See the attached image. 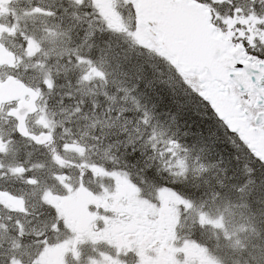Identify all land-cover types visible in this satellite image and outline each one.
Masks as SVG:
<instances>
[{
  "label": "snow or ice",
  "instance_id": "6c2138e0",
  "mask_svg": "<svg viewBox=\"0 0 264 264\" xmlns=\"http://www.w3.org/2000/svg\"><path fill=\"white\" fill-rule=\"evenodd\" d=\"M75 3L82 5L83 0H75ZM123 3L132 14L131 27L126 26L115 11L112 12L115 20L104 13V5L110 6L111 0H92V4L101 9L100 15L109 31L124 34L135 47L152 53L154 60L150 66L158 70L160 76L167 75V79L160 80V83L169 86L173 92L174 86L180 85L196 114H211L218 130L223 129L231 138V143L242 145L256 159L264 162V150L258 151L252 142L253 137H264V0H123ZM226 4L231 7L230 14L219 11ZM24 39L30 45L35 43L28 36ZM77 60L81 61L82 58L77 56ZM143 70L144 66H141L140 71ZM18 72L15 64H0V73L8 75V81L0 80V86L13 80ZM93 74L104 76L98 68L91 67L81 79L88 81ZM43 85L51 89L54 82L48 76L43 80ZM25 91L31 100H21L16 106L0 98V121H15L14 131L37 144L51 140L50 131L36 136L31 135L25 127V118L29 112L35 111L34 100L41 94L39 89ZM38 122L44 129L54 127V121L46 113L41 115ZM96 123L99 122L93 123V128ZM143 123L148 124L147 113L144 114ZM5 136L10 137V134H0V153H5L12 143ZM91 139L97 143L91 146L64 145L65 150L71 147L85 158L80 164L66 162L59 155L53 157L59 171L51 179L68 193H85L90 197L88 204L91 209L86 205L81 218H74L63 206L72 198L71 195L60 197L51 188H40L38 179L32 176H27L25 182L34 188L31 195L37 196L39 193V196L31 210L25 206L22 197L13 198L11 194L0 192V197L16 200V215L6 217L8 227L15 234L8 235V227L0 222V229L4 230V235L0 236V249H3L0 251V264H49L50 258L54 259L55 264H66L64 258L68 253L75 264H80L79 247L83 244H106L116 253L113 256L100 251L99 259L88 257L86 264H126L120 257L129 254L134 255L135 264H179L175 258L177 252L185 253L184 264H189V258L197 264H217L195 241L185 239L181 248L175 247L174 242L177 239L176 228L183 227L189 218L192 220L191 226H210L227 235L225 214L234 216L232 208L239 206L225 200L223 181H217L220 190L212 189L203 199L182 195L168 184L157 187L141 175L143 169L133 175L126 164L120 166L119 158L111 154L113 144L109 143L105 148L100 137L92 135ZM143 139L142 136L133 138L129 133L127 142L118 140L116 143L123 146L125 154L130 151L133 155L144 156L149 145L150 151L156 153L157 144L152 143L156 134L153 133L138 148V142ZM167 143L169 147L158 153L159 165L164 172L176 178L171 181L174 185L187 180L188 167L186 160L177 157L174 151L180 148L179 142L169 140ZM93 148L95 151H92ZM166 153L170 156L166 157ZM148 160L155 162L156 155L148 156ZM109 162L111 167L108 166ZM68 164L78 170V186L73 185L71 173L63 171ZM153 166L147 162L145 164L148 169ZM2 169L3 165H0ZM201 170H205L203 166ZM10 171L26 172L23 167L11 168ZM88 175L113 177L115 191L110 192L101 183L99 193L90 192L84 184V178ZM248 183L253 181L249 180ZM145 185L156 187L158 204L142 196ZM245 187L247 185L239 191L243 192ZM196 188L199 190V185ZM3 204L4 200H0V205ZM37 207L45 211L36 215ZM29 217H35L36 224ZM62 231L69 232V238L61 240ZM28 236L33 239L30 243H24ZM5 239L9 244L6 249ZM33 246L40 249L35 255L28 251ZM93 250H96L95 247ZM251 260L253 264H264V250L252 255Z\"/></svg>",
  "mask_w": 264,
  "mask_h": 264
},
{
  "label": "rangeland",
  "instance_id": "374dc122",
  "mask_svg": "<svg viewBox=\"0 0 264 264\" xmlns=\"http://www.w3.org/2000/svg\"><path fill=\"white\" fill-rule=\"evenodd\" d=\"M11 11L17 14L15 26L18 27L21 32L18 44V52L21 59L18 65L19 72L17 75L23 78L27 85L39 89L42 94V89H44V93L49 90L43 85V80L46 77L50 76L53 82H55L53 78L56 77L57 74L65 73L66 71L71 72L72 75H76L75 77H77V81L70 85L73 87L74 93L80 96L81 101H78L79 113L77 109L66 110L61 105L51 107L48 105L49 103L47 104L48 98L44 101H39V112L37 115L31 116L28 119L27 128L34 134L43 131H50L53 135V140L52 143H48L37 150L41 157L35 160H31L33 155V152L31 151L32 143L20 142L19 135L14 131L16 122L13 120L0 121V134H10V137L5 136V139L10 138L12 141L8 146V150L5 153H0V165H3V171L0 170V177L3 178L7 184L16 183L20 186L16 188L15 191H10V189H8L6 190V193L2 190H0V192L5 194H11L10 192L23 193L17 198L22 197L25 201V206L30 208L29 210H31L32 205L37 203L39 193H37V196L31 195L34 188L25 182L27 176L37 178L39 181L38 187L51 188L52 191L59 196L64 195L66 192L68 193L62 185L51 179L52 175L59 171V166L56 164L53 157L59 155L66 162L80 164L85 158L80 156L78 150H73L71 147L68 150H65L64 145L81 144L91 146V144H85L83 139H81L84 138L86 132H78L77 135L76 133L72 134L70 133L68 123H75L79 129L83 123L86 122V127L89 130L88 133H91L92 130L97 133V129H100L101 131H104L105 134H108V132L114 129L118 133H125L126 139L127 135L131 133L133 138L142 136L144 138L141 140L143 143H145L148 137L155 133L156 139L153 140L152 143L157 144V152L153 153L149 151V145V150L146 151V155L139 156L144 161L146 160L147 163H154L153 161L148 160V156L156 155V161L159 162L160 158L158 153L169 147L167 142L173 139L166 136L169 132L167 129L162 128L157 121H151V115L144 107L139 106L137 102L134 101L135 98L130 95L129 91H125V96L121 99V104L122 101L126 103L118 106L119 108L116 110L114 118L109 116L110 121H98L99 123H96L95 128H93L92 125L97 122V117L95 116L93 119L91 114L81 111L80 107H84V104L88 101L91 94H96L98 90H104L105 83L102 81V77H97L94 74L88 81H83L81 79L83 74L88 72L91 67H96L101 71L102 68L100 66L102 62L101 60L96 59L91 61L90 64L89 59L84 56H79L77 52L78 48L70 47L71 42H73L70 32L75 30L77 35L78 32L81 33L80 36L82 38H89L94 35L97 30L100 32H104L105 30L109 31L105 25L104 18L100 15L101 9L93 5L92 0H83L82 5H77L75 0H19L15 5L7 8L6 13L1 17H8ZM103 11L113 20L116 19V17L112 15V12L115 11L117 15L121 17L122 22L126 26L131 27L132 14L130 10L125 7L123 0H111V5L109 6L105 4ZM219 11L222 14H230L231 8L226 4L224 7L220 8ZM110 32L114 33V31ZM115 35H123V39L130 40L124 34L116 33ZM25 36L32 38L35 43L31 45L28 44L24 39ZM85 42L86 40H82L80 43L82 45ZM77 56L81 57L82 60L78 61ZM71 73H69V77H71ZM68 83L69 82H66V85H68ZM118 90L121 91V89ZM46 94L48 93L46 92ZM69 98L74 99L75 103L76 100H79L75 95L71 94V92L64 96L63 99L66 101ZM112 103H114L113 100ZM5 111H7V107H5ZM44 113L47 114V117L50 120L54 121L53 128L44 129L38 122L39 118ZM125 113H134V117L123 115ZM145 113L148 114L147 125L143 123ZM83 128L85 127H81V129ZM136 129L139 131H136ZM72 135L75 136V138H73ZM111 144H113V142ZM113 148L115 149L117 147L114 145ZM181 149L182 148L174 149V151L177 153V157L186 160L188 177L190 176L192 179L197 180L198 177H202L204 173H207L206 168L203 171L201 170L198 157H195V160H192L186 152L184 154ZM92 151H95V149L93 148ZM18 152L22 153L21 156L20 154L17 156ZM100 155H102V153H100ZM167 156H170V154L166 153V157ZM96 158L97 157H93V159ZM174 159L175 158H173V162ZM249 160L250 159H248L247 156L246 161H248V165L246 167L244 164L243 166L238 164V175L235 177L237 183L235 186L236 188L234 189V200H232L231 203L238 205L239 207L232 208V211L235 213L234 216H228L225 214L227 235H225L224 231L214 229L210 226H205L204 228L191 226L192 220L189 218L183 227L176 228V246H179L180 248L183 247L185 239L195 241L201 248L205 246L204 242L206 244H208V241L213 240L217 243L220 242V248H218L217 243H214L213 251H210L208 248L205 250L208 252L210 258L221 264L222 257L227 258L229 261L234 260L235 258H238L240 261L247 259L251 260L252 255L264 250V246L263 249L257 248L259 247L258 245L260 243L262 244L264 241H253L258 238L257 234L261 235L260 232L262 229L259 228V225L264 224V173H262L260 178L254 177L253 172L255 166L254 163H251ZM36 165H40V167L37 168L35 167ZM157 166L160 168L159 164H157ZM16 167H23L26 172L20 174L10 171L11 168ZM29 169L30 171H28ZM63 171L71 173L73 176V185L78 186V170L71 167V164H68ZM165 173L168 174L167 172ZM167 176L171 177L172 180L176 179L169 174ZM212 177H215V175L213 174ZM249 180L253 181V183H248ZM206 181L208 182V177L203 180V182ZM217 181V179H214V182L217 183ZM101 183H103L104 187L110 192L115 191L116 183L113 177L97 178L88 175L84 178L85 186H94V184H98L97 187H99ZM245 185H247V187L244 188L243 192H240L239 189ZM25 193H28V195H24ZM206 194L201 193V195L197 197L203 199ZM150 195L151 196L146 198L152 203L158 204V192L156 195ZM11 196L15 198L13 195ZM142 196H145L143 195V192ZM253 196L257 199H253ZM0 200H4V204L0 205V211L3 213L0 214H4L6 218L12 211H15L16 200H8L7 196L0 197ZM225 200L227 201L226 197ZM252 200L255 202L251 203ZM253 203L260 204L262 207H254L257 209L254 210ZM37 211L41 213L43 212V209H40L39 207L36 208V215H39ZM12 214L16 213L12 212ZM213 214H215L214 209ZM41 218L42 217H40V219ZM35 221L36 220L33 221V224H36ZM37 227H39V225H37ZM3 235L4 233L0 232V236ZM247 240L257 242L253 246V250L248 251V248L246 249L245 243ZM6 241L7 240L5 239L4 242ZM240 248H245L243 253L238 250ZM215 252L221 253L219 258L217 257L218 254ZM49 262L52 264L55 263L53 258H50Z\"/></svg>",
  "mask_w": 264,
  "mask_h": 264
},
{
  "label": "trees",
  "instance_id": "16d2710c",
  "mask_svg": "<svg viewBox=\"0 0 264 264\" xmlns=\"http://www.w3.org/2000/svg\"><path fill=\"white\" fill-rule=\"evenodd\" d=\"M80 34L81 33L78 32L77 35L75 30L70 32L73 40L70 47L78 48V55L84 56L90 61L96 59L101 60L102 63L100 67L102 68L101 71L104 73L101 79L105 83L104 90H98L96 94H91L88 101L84 104V107H80L81 111L91 114L93 119L96 116V121H110L109 116L114 118L116 110L121 104V99L125 96V91H129L130 95L135 98L134 101H136L139 106L144 107L151 115V121H157L162 128L167 129L169 132L166 136L178 141L180 148H182L181 151L184 154L186 152L190 159L195 160V157H198L200 165L203 166L204 169L206 168L207 173H204L202 177H198L197 180L189 176L186 181H179L173 185L171 183L172 178L167 176L168 174L162 170L161 166L158 168V161L149 163L154 164V166L148 169L145 167L147 161L141 159L139 155H133L130 151L125 154L123 146L116 143L118 140L126 142L125 133H118L114 129L108 132V134H105L104 131L100 129H97V133L93 130L91 133H88L89 130L86 127V122L81 126L85 127L83 129H81V127L78 129L75 123H68L70 133H76L77 135L78 132H87L88 135L85 136L84 134L83 138L85 144L93 145L97 143V141L91 139L92 135L100 137L104 141L105 148L109 143L113 142L117 148H113L111 154L119 158L120 166L126 164L128 170L131 171L133 175L137 171L143 169L141 175L145 176L149 181L154 182L157 187L168 184L169 187H174L180 194L192 195L198 199H200V197L197 196H200L201 193H210L212 189L220 190L218 184L214 182V179H217L218 181H223L225 184V188L222 191L226 194L225 197L227 201L234 200V189L237 183L235 177L238 175V164L241 166L244 164L246 167L248 165V161H246L247 156L248 159H250L249 161L254 163L255 166L253 176L257 178L262 176V173H264V165L256 160L245 147L231 143V138L224 133L223 129L218 130L216 121L211 114H207L206 116L196 114L193 106L187 102L188 97L184 95L180 85L176 84L173 92L169 86L160 83V80L167 79V75L163 77L160 76L159 71L154 70L150 66L154 60L151 52L135 47L130 40L123 39V35H115V32L112 33L106 30L100 32L97 30V32L89 38H82ZM82 40H86V42L81 45L80 42ZM141 66H144L143 71H140ZM69 73L71 72L66 71L65 73L57 74V76L53 78L55 80L54 87L46 91L48 94H46V92L44 93V89H42L40 101H44L48 98L47 104L49 103L48 105L51 107L61 105L66 110L77 109L79 113L78 101H81V98L78 94L74 93V89L70 85L77 81V77H75L76 75H72V73L71 77H69ZM149 81H152V83H149ZM66 82H69L68 85H66ZM118 89H121V91ZM70 92L79 99L76 100V103L75 100L71 98L64 101V96L68 95ZM112 100L114 103H112ZM125 103L122 101L121 105ZM123 115L134 117V113H125ZM73 138H75V136H73ZM20 142L32 143L22 138H20ZM143 144V141L140 140L137 147L139 148ZM31 145V151L33 152L31 160L40 158L41 155L37 150L42 147ZM117 149H119V151H117ZM19 154L21 156L22 153L18 152L17 156H19ZM133 165H135V167H133ZM108 166L111 167V162H109ZM213 174L215 177H212ZM206 177H208L207 184L203 182ZM196 185H199V190H197ZM18 187H20L19 184H7L4 179L0 177V190L5 193L8 189H10V191H15ZM10 193L15 198L23 194L17 192ZM156 193V187H149L147 185L143 187L144 198L151 196L150 194L156 195ZM205 196L206 195H204V198ZM253 199L257 198L253 196ZM252 202L255 201L252 200L251 203ZM254 207L261 208L262 206L253 203V209L257 210ZM12 212L16 213L15 211ZM12 212L9 215L15 216L16 214H12ZM0 213L3 212L0 211ZM37 213H39V211H37ZM29 218L33 221L36 220L35 217ZM43 218L44 217L41 219ZM0 222L5 223L6 227H8V222L4 214H0ZM259 228L262 229L260 232L261 235L257 234L258 238L253 241H264V224H260ZM0 232L4 233V230L0 229ZM14 234L12 229L8 227V235ZM32 239L31 236H28L23 242ZM4 243L5 246H8L7 241Z\"/></svg>",
  "mask_w": 264,
  "mask_h": 264
},
{
  "label": "flooded vegetation",
  "instance_id": "af4514ba",
  "mask_svg": "<svg viewBox=\"0 0 264 264\" xmlns=\"http://www.w3.org/2000/svg\"><path fill=\"white\" fill-rule=\"evenodd\" d=\"M18 1L19 0H12L9 3H0V36L3 37L2 39H0V44L3 45L8 52L14 53V55H15V65L19 69L18 65L20 63V59H21L20 57L21 56H20V54L18 52V44H19V38H20L21 32L18 29V27L15 26L16 19H17V16H16L17 14L15 12L11 11L10 15L8 17H1L2 15H4V13H6L7 8L15 5ZM7 77H8V75H6L4 73H0V80H5ZM15 79L17 81H21L22 83L26 84V81H24L23 78L19 77L18 75H16ZM5 107H7V105ZM78 181H79V178H78ZM97 185L98 184H94V186H92V185L87 186L86 185V187H87V189L90 192L96 194V193L100 192V187H97ZM90 189H92V190H90ZM65 194L60 196V197L71 195L72 198L70 200L64 202L63 206L67 208V210L70 212V214L74 218H81L83 216V213H84L86 205L91 209V205L88 204V201L90 200V197H88L85 193H79V194L67 193L66 195ZM92 210H94V209H92ZM44 211L45 210H43V212ZM45 214L47 215L46 212H45ZM61 234H62V236H61ZM69 236H70V233L67 232V231H62L60 233V239L61 240H63V238L67 239V238H69ZM30 242H31V240L30 241H26L24 243H30ZM55 242L56 241L54 240L53 243H55ZM214 243H217V242H215L214 240L213 241H208V244H206L204 242L205 246H203L202 248H204V249L208 248L210 251H213ZM256 243L257 242L246 241V243H245L246 249L248 248V251L249 250H253V248H254L253 246ZM174 244H175V247L180 248L179 246H176L175 242H174ZM217 244H218V248H220L221 247L220 246L221 243L219 242ZM7 245L8 246H5V243H4V248L5 249L9 247L8 243H7ZM258 246L259 247H257V248L263 249L264 242H262V244L260 243ZM94 247L96 249L95 251L93 250ZM244 249L245 248H243V249L240 248L238 250L241 253H243ZM0 251H3V250H0ZM28 251L30 253H32L33 255H35L38 251H40V249H37L35 246H33ZM79 251L81 253L80 264H86V261H87L88 257H95V258L99 259L100 258L99 257V252L100 251H103L106 254L113 255V256H115V254H116L115 250L113 248L108 247L106 244H99V245H96V246H93L91 244H83V245H81L79 247ZM246 252H247V250H246ZM215 253L218 254L217 257L219 258L221 253L220 252H215ZM206 254L209 257L208 252H206ZM120 258L122 260L126 261V264H135V257H134L133 254H129V256H127V257L121 256ZM175 258L179 262V264H184V261L186 259V255H185L184 252H177L175 254ZM64 259H65L66 264H75V262L73 261L72 256H71L70 253L66 254ZM25 260L27 261V257H25ZM221 262H222V264H253L252 260H248L247 259V260L240 261L238 258H235L234 260L229 261L225 257L221 258ZM49 264H52V263L49 262ZM189 264H197V262L194 259L189 258ZM217 264H221V263H217Z\"/></svg>",
  "mask_w": 264,
  "mask_h": 264
},
{
  "label": "water",
  "instance_id": "95a60500",
  "mask_svg": "<svg viewBox=\"0 0 264 264\" xmlns=\"http://www.w3.org/2000/svg\"><path fill=\"white\" fill-rule=\"evenodd\" d=\"M12 0H0V3H9ZM0 64H5V65H12L15 64V55L14 53L8 52L3 45L0 44ZM8 81V77L4 80ZM25 89H31L28 88L25 84H23L20 81H17L15 78L2 86H0V98L4 99L7 101L8 104L15 103L16 105L21 101H29L31 100V97L27 95ZM34 90V89H32ZM40 96L34 100V105H35V111L29 112L25 118V127L26 126V121L27 118L30 116L35 115L38 112V107H37V102L39 100ZM28 99V100H26ZM7 105V104H6ZM27 110V108L25 109ZM28 130V128H27ZM29 132V130H28ZM21 138L23 139H28V137L21 136L18 132H16ZM31 135H36L40 136L41 133L34 134L29 132ZM52 140V138H51ZM51 140H45L44 143L37 144L35 141L30 140L33 144L38 145V146H45L48 143L51 142ZM252 142L254 143L256 149L259 150H264V137H253ZM256 159V158H255ZM260 161L259 159H257ZM261 162V161H260ZM264 165V162H261Z\"/></svg>",
  "mask_w": 264,
  "mask_h": 264
}]
</instances>
